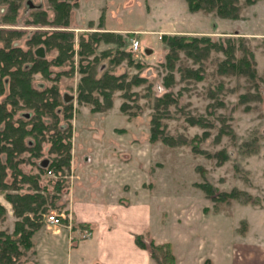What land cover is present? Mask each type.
I'll use <instances>...</instances> for the list:
<instances>
[{
  "label": "rangeland",
  "instance_id": "rangeland-1",
  "mask_svg": "<svg viewBox=\"0 0 264 264\" xmlns=\"http://www.w3.org/2000/svg\"><path fill=\"white\" fill-rule=\"evenodd\" d=\"M68 1L76 5L66 28L27 23L38 10L52 18L48 0H18L14 23L3 20L8 8L0 2V29L28 36L62 29L75 34V45L82 33H115L126 45L101 41L96 46L99 74L124 75L125 83L133 77L145 81L131 86V99L114 91L111 106L99 111L74 99L71 168L60 178L46 173L41 179L43 184L64 180L66 193L54 201L62 204L60 214L67 222L48 221L50 215L60 218L59 210L44 217L32 236V250L20 264L73 262L74 242L89 238L91 227L100 230V225L142 236L146 244L170 243L175 264H264V0L244 7L238 19L191 12L185 0ZM165 35L205 36L215 42L241 38L253 54L255 85L239 76L218 75L216 59L223 56L213 52L203 62L202 81L181 80L176 71L174 83L166 87L167 48L161 41ZM133 39L140 43L137 52L131 51ZM117 50L130 51L131 57L117 63ZM56 54L44 55L51 59ZM74 60L77 64L78 57ZM51 70L61 69L52 66ZM79 79L76 70L70 78L61 77L60 91L75 96ZM33 80L38 88L55 83L41 74H34ZM218 85L221 92L211 98ZM167 92L178 94L179 104L171 106L169 118L161 122L167 134L185 145L149 140L153 99ZM99 102L103 105L101 98ZM124 102L126 112L120 110ZM187 118L201 119L206 125H190ZM194 144L202 153L192 151ZM49 148L48 142L38 160L55 157ZM221 153L227 156L222 163ZM24 168L36 173L32 165ZM202 184L214 191L206 194L199 187ZM49 190L52 194V187ZM0 205L6 211L0 230L12 233L17 219L2 194ZM83 222L91 227L81 228ZM144 261L156 264L149 252Z\"/></svg>",
  "mask_w": 264,
  "mask_h": 264
},
{
  "label": "trees",
  "instance_id": "trees-1",
  "mask_svg": "<svg viewBox=\"0 0 264 264\" xmlns=\"http://www.w3.org/2000/svg\"><path fill=\"white\" fill-rule=\"evenodd\" d=\"M17 1L0 0L7 4L8 14L3 16L6 23L15 22ZM48 1L53 10L52 18L42 10H38L31 15L27 23L51 24L62 28L69 26L71 7L76 5V2L71 4L68 0ZM257 1L259 0H185L191 12L214 13L229 19H238L244 7L253 5ZM77 40L75 45V34L62 29L32 32L29 36L17 30L0 29V194L11 205L13 215L17 219L12 233L0 230V264L22 262L23 257L34 246L32 236L41 228L44 217L50 212L59 210L61 222H67L60 214L62 204L54 201L55 196L66 193L64 180L61 182L60 179L47 180V183L43 184L41 179L49 171L60 178L71 168V120L74 116V99L79 104H91L93 111H99L111 106L114 91H123L122 97L131 99L133 96L130 94L131 86L145 81L133 77L125 83L124 75L119 77L111 72L99 74L97 65L100 58L95 55L96 46L104 41L124 47L126 42L121 36L109 32H92L80 34ZM161 41L167 48L165 67L168 73L163 78L166 87L174 83L176 71L179 72L181 80L202 81L203 62L213 52H220L223 56V59H216L214 71L218 75L239 76L252 85L256 80L253 54L243 46L241 38H228L215 42L205 36L165 35ZM39 48L44 49V54L56 52V57L51 59H47L46 55L43 58L37 57L35 52ZM117 53L118 57L115 60L117 63L125 57H131L130 51L117 50ZM75 56L78 57L77 64H75ZM186 60L191 61L196 68H189ZM52 66L61 70L54 72L51 70ZM75 70L80 75L76 86L77 92L68 100L69 95L60 91L58 82L61 77H72ZM34 74H41L55 83L49 87L38 88L33 80ZM221 90L220 85L215 87L211 92V98L215 97V92ZM100 98L103 105L99 102ZM178 104L179 95H173L171 92L153 99L154 113L151 118L150 142L160 141L168 146L186 144L184 141L174 140V136L167 134L166 126L161 122L163 118H169V108ZM127 107L124 102L120 110L126 112ZM186 121L190 125L201 127L206 125L201 119L187 118ZM206 133H203L204 136L208 135ZM48 142L49 154H55V157L38 160L44 155L43 148ZM196 144L192 146V151L202 153L199 145ZM25 154L29 156L25 157ZM221 155L220 163L227 159L224 153ZM44 160H48L46 167L42 166ZM26 164L32 165L36 173L26 170L24 168ZM199 187L206 194L214 191L208 184ZM5 212L4 207L0 205V221L5 219ZM79 226L84 229L90 227L84 224ZM135 244L147 250L156 264H175L170 243L154 245L151 241L146 244L142 236H135Z\"/></svg>",
  "mask_w": 264,
  "mask_h": 264
},
{
  "label": "crops",
  "instance_id": "crops-1",
  "mask_svg": "<svg viewBox=\"0 0 264 264\" xmlns=\"http://www.w3.org/2000/svg\"><path fill=\"white\" fill-rule=\"evenodd\" d=\"M100 227V230L91 227L93 229L89 232V238L78 244L74 242L71 250L73 262L67 264H150L144 261L147 250L135 244V236L138 235L111 230L103 225Z\"/></svg>",
  "mask_w": 264,
  "mask_h": 264
},
{
  "label": "built area",
  "instance_id": "built-area-1",
  "mask_svg": "<svg viewBox=\"0 0 264 264\" xmlns=\"http://www.w3.org/2000/svg\"><path fill=\"white\" fill-rule=\"evenodd\" d=\"M139 42L137 41V40H132V45H131V51L132 52H137L138 50H139ZM49 174H52L50 171L48 172ZM48 221L50 222V223H52V224H54V225H57V224H59L60 223V219L57 217V216H55V215H50L49 217H48Z\"/></svg>",
  "mask_w": 264,
  "mask_h": 264
},
{
  "label": "water",
  "instance_id": "water-1",
  "mask_svg": "<svg viewBox=\"0 0 264 264\" xmlns=\"http://www.w3.org/2000/svg\"><path fill=\"white\" fill-rule=\"evenodd\" d=\"M35 54H36L37 57L43 58L44 57V49L43 48L37 49L36 52H35ZM67 99L70 100L71 99V96H68ZM47 165H48V160H44L42 166L43 167H46Z\"/></svg>",
  "mask_w": 264,
  "mask_h": 264
}]
</instances>
